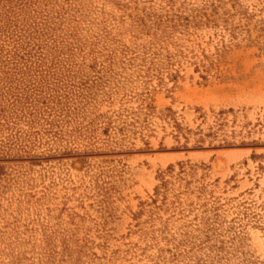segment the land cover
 I'll return each mask as SVG.
<instances>
[{"label": "rangeland", "instance_id": "374dc122", "mask_svg": "<svg viewBox=\"0 0 264 264\" xmlns=\"http://www.w3.org/2000/svg\"><path fill=\"white\" fill-rule=\"evenodd\" d=\"M0 264H264V0H0Z\"/></svg>", "mask_w": 264, "mask_h": 264}]
</instances>
